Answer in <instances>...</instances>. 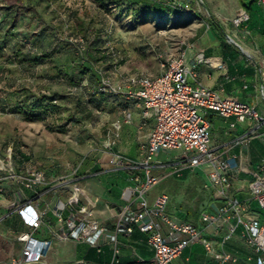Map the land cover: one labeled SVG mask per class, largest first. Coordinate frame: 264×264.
<instances>
[{"label":"crops","instance_id":"0c3cea01","mask_svg":"<svg viewBox=\"0 0 264 264\" xmlns=\"http://www.w3.org/2000/svg\"><path fill=\"white\" fill-rule=\"evenodd\" d=\"M212 9L205 15L196 0H182V10L186 13L188 26L183 28L182 47L176 51V56L183 54L185 63L193 72L191 82H201L221 98L247 103L264 115V5L259 4L257 0H235L232 5L233 14L240 9L249 13V19L239 26L234 25L231 18L220 17L219 12L215 8ZM104 27L108 30L106 24ZM226 35L234 43L228 41ZM119 37L121 36L115 32L114 35L107 36L104 43V47L108 48L113 56L112 67L108 72L114 77V82L123 84L124 77L138 73L135 70L143 65L150 64L147 73L150 76L162 71L154 54L144 50L138 52L133 48L129 53L128 47ZM199 54H202V61H198ZM116 57H119L117 62ZM131 88H136V85ZM126 111L131 113L130 122L123 121ZM201 113L209 122L210 145L223 157L236 156L238 166L233 171L229 193L238 198H248L247 186L257 176V166L264 159V124L259 125L254 120L237 121L234 116L223 117L211 110H202ZM97 114L92 123L101 128L100 142H103L107 128L115 120H120L116 150L129 159L138 160L139 146L145 141L153 126V120L143 119L140 108L134 102H127L122 98L109 103L104 111ZM249 131L252 133L245 145L234 143L235 138ZM97 151L93 153V157L84 156L71 170L63 173L53 166L45 169L46 181L34 191L26 190L20 184L19 192L14 195V192H11V184L14 183L8 180L0 181V207H5L6 211L4 219L0 220V229L12 236L6 252L7 258H0V261L20 257L23 243L17 240V235L26 227L14 208L21 203H30L38 212H43L42 223L35 231L34 237L52 242L45 252L44 261L47 264H151L153 249L147 242L146 234L135 226L131 233H127L123 225L124 217L135 211L137 206L135 203L129 205L123 199L122 192L126 186L135 183L133 177L136 174L140 175L141 180L144 179V174L140 169H111L108 158L99 149ZM174 163L175 159L168 162L164 168L154 170L155 174H167L160 183L168 182L166 187L163 186L157 193L149 192L147 197L151 202L156 194L166 193L169 197L166 211L172 220L188 221L201 227L200 212L211 211V205L217 203L218 199L211 189L205 187V173L185 169L181 176H177L173 173ZM16 171L20 173V170ZM180 181H185L183 191L178 190L177 193L167 187L171 182ZM187 190L198 199L207 195L205 205L201 209L196 210L195 206L191 205L185 206L182 199H177L176 194L185 195ZM71 192H77L80 204H86L93 210L94 218L107 229L112 239L106 238L100 246L94 247L87 243L59 240L54 236L55 232L63 229L62 222L54 212L55 205L57 202H66ZM246 214L256 216L264 223V211L258 208L255 201H250V209ZM16 244L18 249L13 247ZM225 248L242 256L248 252L239 234L234 235ZM170 264L216 262L208 260L201 243H195L184 248Z\"/></svg>","mask_w":264,"mask_h":264},{"label":"built area","instance_id":"2783aa9c","mask_svg":"<svg viewBox=\"0 0 264 264\" xmlns=\"http://www.w3.org/2000/svg\"><path fill=\"white\" fill-rule=\"evenodd\" d=\"M198 2L202 3V0ZM257 2L264 5V0ZM248 19L247 10L240 9L232 22L239 26ZM69 40L83 43L82 38ZM77 48L82 53L83 46L80 44ZM157 57L162 71L155 76L138 72L124 77V83L118 84L112 74L100 73L99 90L134 102L143 119L153 120L152 128L139 146L138 160L129 159L116 150L120 120H115L107 128L99 148L103 155L108 156L111 169H140L144 174L143 180L136 174L133 177L135 183L126 186L122 192L129 205L135 203L137 206L135 211L124 217L126 232L131 233L135 226L146 234L153 249L151 264H170L184 248L195 243H201L208 260L216 264H264V223L258 217L246 214L251 200L264 211V159L257 166V176L247 186L249 197L232 196L229 188L233 171L238 166L236 156L223 157L210 145L209 122L201 111L211 110L223 117L234 116L237 121L254 120L259 125L264 124V115L247 103L221 98L201 82H191L193 72L182 53L169 58L158 53ZM117 60L119 57L115 62ZM198 61H202V54L198 55ZM132 85L136 88H131ZM123 121H131L130 112H124ZM251 133L235 138L234 143L245 145ZM172 150L180 151L175 158L173 173L181 176L185 169L202 170L207 178L205 187L211 189L218 199L211 205V211L200 212L201 227L188 221L172 220L166 211L169 200L166 193L156 194L151 202L147 197L150 190L167 176L166 173H154L155 169L168 165V162L155 157ZM0 174V181L11 180L33 191L46 181V173L42 169L27 167L24 175L19 174L13 166L10 148L7 156L0 158ZM14 209L26 227L17 235V240L23 243L22 252L20 257L0 261V264H47L45 252L52 242L34 237L42 223L43 212H38L30 203L15 205ZM54 209L63 224V229L54 233L59 240L98 247L106 238H113L94 218L93 210L86 204H80L77 192H71L66 202H57ZM236 234L248 250L245 256L225 248Z\"/></svg>","mask_w":264,"mask_h":264},{"label":"rangeland","instance_id":"374dc122","mask_svg":"<svg viewBox=\"0 0 264 264\" xmlns=\"http://www.w3.org/2000/svg\"><path fill=\"white\" fill-rule=\"evenodd\" d=\"M51 1L53 2L52 6H57L60 13L57 16H64H60L59 18L66 19L67 24L70 22L67 19L68 12L77 10L80 15H84L87 20H90L94 28L93 30L101 24H106L108 30L111 31V35L109 36L114 35L115 32L120 35L119 40L128 47L129 53H131L130 49L132 48L138 52L144 50V52L154 54L159 65L158 53L164 58L177 55L176 51L178 52L179 48L182 47L183 28L188 26V21L186 19L182 20V16L178 18L167 16L164 20L155 19L146 23H133L130 21L129 15L119 13L117 8L109 6L108 10L101 9L96 0L84 2H70L67 0ZM196 1L205 15L210 13L213 10L212 8H215L219 12L218 15L220 17L224 16V18L232 19L236 15L232 11V5L235 0H202V3L198 2V0ZM160 2L171 7L182 8V0H160ZM58 19L54 18L50 22V25L59 28L58 34L64 37L61 25H58ZM71 24L74 29L70 31L76 33L75 18H72ZM77 34L78 36H82L81 31H78ZM67 37L75 39L77 36ZM48 40L54 45L59 42H57V37L54 39L49 38ZM59 46L62 47L63 44ZM6 54L8 55V59L0 61V158L6 157L10 148L13 166L15 169L20 170L19 174L24 175L27 167L45 170L53 166L63 173L71 170L72 166L74 167L84 156L86 158L88 156L93 157V153L98 152L97 150L101 148L102 142H100L101 128L96 127L92 122L85 123L84 125L72 121L68 123L64 131L59 132L52 122L54 120L62 121L60 118L64 119L66 117L68 114L67 110L61 111L58 115L47 116L45 119L22 117L15 111V105L13 104L15 91L23 87H30L38 92H45L48 88L49 90L58 91L62 90V86L55 82L51 83L46 78V75L43 74L42 70L46 66H49V61H45L34 68L15 60L13 52L10 49L6 50ZM149 67L150 64L143 65V67L135 71L148 73ZM63 102H68L67 106L72 108L73 102L71 100L64 99ZM96 115L98 114L96 113ZM48 124H50V127H48ZM4 143H6V146ZM179 153V150H172L169 153L161 152L155 159L171 162ZM104 156L108 158L107 155L104 154ZM11 182L14 183L11 184V192L17 195L20 183ZM167 182L155 185L151 189L150 194L157 193L163 186L166 187ZM185 186V181H180L171 182L167 187L176 190L178 193V190L183 191ZM187 192L181 196L176 194L177 199H182L185 206H195L196 210H199L205 205L206 194L201 199H198L190 193V190H187ZM5 212V207H0V220L4 219ZM11 241L12 236L2 232L0 229V258H7L6 252L9 249ZM13 247L14 249H18V244Z\"/></svg>","mask_w":264,"mask_h":264},{"label":"trees","instance_id":"16d2710c","mask_svg":"<svg viewBox=\"0 0 264 264\" xmlns=\"http://www.w3.org/2000/svg\"><path fill=\"white\" fill-rule=\"evenodd\" d=\"M96 3L104 10L109 6L117 8L119 13L129 15L133 23L164 20L167 16H182L184 20L186 15L181 7H171L156 0H96ZM52 4L51 0H0V61L8 59L6 50L10 49L15 60L34 68L45 61L50 62L42 72L51 83L62 86V90L48 88L38 92L23 87L14 92L13 104L15 111L27 118L45 119L67 110L66 117L60 118L62 121L52 122L57 131L62 132L72 121L84 125L93 122L97 112L104 111L109 103L122 97L99 90L100 73L109 74L113 63L112 53L104 47L111 31L106 30L104 24L93 30L90 20L77 10L68 12L70 22L67 24L66 19L59 18L64 16H57V6ZM54 18H59L58 25H61L64 37L58 34L59 28L50 25ZM72 18L76 21V33L70 31L74 29ZM78 31L82 36H78ZM67 36L82 38L83 43L72 42ZM55 37L59 41L56 45L48 40ZM80 44L82 53L77 48ZM64 99L73 102L72 108L67 106L68 102H63Z\"/></svg>","mask_w":264,"mask_h":264},{"label":"water","instance_id":"95a60500","mask_svg":"<svg viewBox=\"0 0 264 264\" xmlns=\"http://www.w3.org/2000/svg\"><path fill=\"white\" fill-rule=\"evenodd\" d=\"M226 38H227V40L228 41H230V42H233L234 43V41L228 36V35H226Z\"/></svg>","mask_w":264,"mask_h":264}]
</instances>
